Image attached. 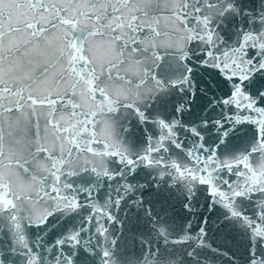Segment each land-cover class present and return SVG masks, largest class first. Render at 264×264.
<instances>
[{
  "label": "snow or ice",
  "instance_id": "snow-or-ice-1",
  "mask_svg": "<svg viewBox=\"0 0 264 264\" xmlns=\"http://www.w3.org/2000/svg\"><path fill=\"white\" fill-rule=\"evenodd\" d=\"M0 264H264V0H0Z\"/></svg>",
  "mask_w": 264,
  "mask_h": 264
}]
</instances>
